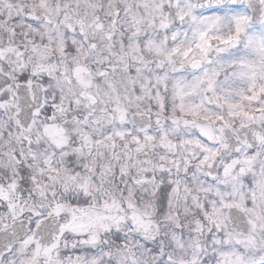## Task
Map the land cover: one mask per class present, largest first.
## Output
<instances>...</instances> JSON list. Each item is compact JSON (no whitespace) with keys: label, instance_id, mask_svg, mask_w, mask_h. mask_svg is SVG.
Listing matches in <instances>:
<instances>
[{"label":"snow or ice","instance_id":"1","mask_svg":"<svg viewBox=\"0 0 264 264\" xmlns=\"http://www.w3.org/2000/svg\"><path fill=\"white\" fill-rule=\"evenodd\" d=\"M0 264H264V0H0Z\"/></svg>","mask_w":264,"mask_h":264}]
</instances>
